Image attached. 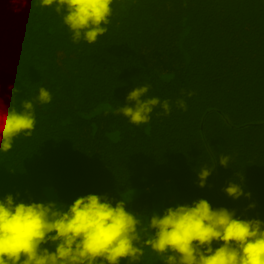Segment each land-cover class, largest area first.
I'll return each instance as SVG.
<instances>
[{"label":"trees","instance_id":"obj_1","mask_svg":"<svg viewBox=\"0 0 264 264\" xmlns=\"http://www.w3.org/2000/svg\"><path fill=\"white\" fill-rule=\"evenodd\" d=\"M112 7L108 32L89 45L71 42L55 5L0 0V196L41 202L51 189L68 205L125 192L128 209L147 215L206 199L240 216L255 203L242 218L264 221V0ZM144 82L152 84L149 95L173 102L183 89L188 110L173 104L171 115L153 112L139 127L113 115L110 108ZM40 88L50 103L36 101ZM22 100L33 102L34 128L5 152L4 129ZM220 154L233 158L230 166L217 164L211 187H198L195 169ZM241 170L252 197L233 200L222 189ZM139 264L161 262L146 248Z\"/></svg>","mask_w":264,"mask_h":264},{"label":"clouds","instance_id":"obj_2","mask_svg":"<svg viewBox=\"0 0 264 264\" xmlns=\"http://www.w3.org/2000/svg\"><path fill=\"white\" fill-rule=\"evenodd\" d=\"M114 2L122 0H39L41 7L56 6L73 44L89 45L108 32ZM182 2L186 6L189 0ZM151 90V83L138 84L122 105L110 111L139 127L150 124L153 112L157 117L171 115L173 104L180 111L188 110L183 89L174 102L149 95ZM186 95L191 98L195 93ZM51 100L49 90L40 88L36 101L44 105ZM21 108L6 123L5 152L17 136L30 134L34 128L33 102L22 100ZM222 119L228 120L227 115ZM232 159L220 154L210 165L195 169L198 187H211L207 181L217 164L228 168ZM244 181L243 170L237 171L222 191L233 200L251 199ZM45 191L49 198L41 202L17 203L11 193L0 196V264H139L146 248L161 264H264V221L242 218L255 203L248 204L240 216L235 208H213L206 199L147 215L128 209L132 196L125 192L119 193L120 199L108 194L82 195L66 205L55 198L53 190Z\"/></svg>","mask_w":264,"mask_h":264}]
</instances>
